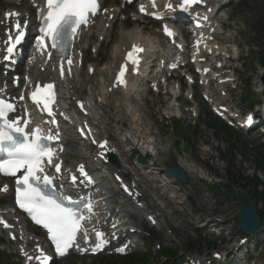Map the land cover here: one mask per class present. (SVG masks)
Listing matches in <instances>:
<instances>
[{
    "label": "snow or ice",
    "instance_id": "snow-or-ice-1",
    "mask_svg": "<svg viewBox=\"0 0 264 264\" xmlns=\"http://www.w3.org/2000/svg\"><path fill=\"white\" fill-rule=\"evenodd\" d=\"M196 0H184L185 5L195 3ZM171 8V5H168ZM144 9L142 8L141 11ZM101 11L99 0H46V10L40 9L43 14V23L39 31L42 35L39 37V45L41 48H47V40L51 41V48L61 53L62 57L67 59L68 72L71 74L72 58L69 53L72 42L77 34V30L82 25L90 23V17L95 16ZM106 11V10H105ZM19 13H7L6 19L18 17ZM17 36L15 44H18L23 38L22 25L16 23L14 25ZM164 31L167 35L172 36L173 33L165 26ZM15 44L8 49L11 53L15 48ZM142 47L133 45L131 51L126 55V61H130L133 65L140 62L139 53H142ZM51 58V53H48ZM127 70V63L121 66L117 80L123 85L126 83L124 76ZM92 71V69H90ZM64 66H60L61 78L64 76ZM20 99H24L23 96ZM55 85L47 84L37 86L31 92V100L37 106H43L49 116L53 115L51 104L55 102ZM79 107L84 109V104L79 103ZM16 106L11 102L0 99V173L8 176H16L22 173L16 181V203L36 225L42 226L47 231L48 238L55 248V253L61 257L66 256L69 250L76 247L79 251L87 252L89 249H80L77 243L78 236H83L85 241L89 238V228L85 224L90 222L94 214V205L91 197L82 199H73L70 195L65 196L56 191L55 179H62L63 173L61 165L63 161L54 163L56 152L51 147L50 142L58 141L59 134H45L37 125L32 130H28V124L31 119L22 122L21 119H9V115L14 113ZM251 122V117L248 118ZM52 123H55L53 120ZM82 136L86 135L85 129H79ZM91 132V129H87ZM93 144H96L93 138ZM108 142L105 140L99 143L101 150H108ZM63 151V148H60ZM103 155V153H101ZM46 166L52 167L56 176H50L46 172ZM77 172L89 184L94 183L92 177L88 175L84 165H79ZM72 185L77 183L76 174L69 173ZM84 181H81L82 183ZM3 191H7L6 186ZM125 191H128L125 187ZM5 228H10L5 221H0ZM91 231L98 239V243L91 249L93 253L103 250L109 243L104 239V232L96 231L93 227ZM13 239L16 237L13 236ZM42 251V250H41ZM117 251H125L119 248ZM27 255V254H26ZM41 260L40 256L28 259ZM41 264H49V258L44 256Z\"/></svg>",
    "mask_w": 264,
    "mask_h": 264
},
{
    "label": "rangeland",
    "instance_id": "rangeland-1",
    "mask_svg": "<svg viewBox=\"0 0 264 264\" xmlns=\"http://www.w3.org/2000/svg\"><path fill=\"white\" fill-rule=\"evenodd\" d=\"M6 0H0V4L5 3ZM237 4L230 8L231 16H233V20L238 23L239 27L242 28V24L246 26V38L243 40L246 42H252L254 39L252 35L249 33L250 29L254 28V23L257 22V14L261 13L263 10L262 8V2L261 0H237ZM11 6L5 7L4 10L9 9ZM251 14L253 16H251ZM135 27V24L131 21L126 22L125 24L121 23L119 21V24L117 22L113 26L114 33L112 35V38H107L105 44L103 45V48L100 52V57L103 59L100 63L99 60L94 61L93 55H89L88 59L91 62L97 63L98 69L104 68L109 64V57L111 56L113 47L116 42H119V32L123 30V27ZM249 25V27L247 26ZM142 29L143 27L140 26ZM125 28V27H124ZM126 29V28H125ZM145 32L149 35L155 36L154 28L147 27L144 28ZM129 30V29H127ZM1 33V29H0ZM155 38H158V34H156ZM255 43H259L262 48H264V41H261L260 38L255 40ZM96 42V40H95ZM254 56H252L253 59ZM252 59L249 60L248 64L250 65V68H248V72L245 74H242L240 76V79H251L250 82L252 83V86L256 91L260 90V77H258V73L261 72L258 65L251 64ZM86 72V71H85ZM98 79V78H97ZM258 83V84H257ZM251 85V84H250ZM90 89V88H89ZM87 93H89V90L87 88ZM246 87L245 82H243L242 87L239 92L234 93L238 101L241 103L242 109L249 108V104L247 102H244V98ZM137 96V94H136ZM242 96V98H241ZM147 97V96H146ZM143 98L142 96L139 97V100L132 104L131 108H128L127 104H124V98L120 96L112 97L110 98V102L108 105H106V113L111 116L112 121L111 127H116V124H119V127H125L127 130L132 131L133 129H139L141 133L144 135H147L149 132H152L154 129L159 131V133H155L154 130L152 136L158 137V141L162 142H169V149L166 154L163 155L162 161L160 162L161 166H163L161 169L165 170L167 172V167L170 165H175L182 159H185L183 161H186L189 164H194L195 170H198V177L191 176V179L187 186L182 187L183 188V194L185 195L184 201L185 205L184 208L186 212L181 216H177L174 219H177L178 222H175L173 224V228H177L174 231L175 240L177 242H173L172 239L166 240L164 235L161 233L159 236L155 237L154 241H149V243L146 244V248L142 249L139 253L141 255H148L149 258V264H164L165 259L160 255V252L156 249V244H160L162 248L169 247L172 249H176L178 252L182 253V251H185L187 253L186 244L189 242V240H192L194 243H191L190 248L192 249L191 254L196 255L200 254L202 248L198 247L196 242H198V235L193 232L194 227L197 226V223L199 222L198 217L204 216V217H210L215 216V218L223 217L226 220H230V225L227 227L229 228V231L227 234L232 233L233 234V241H238L240 238L245 237L238 229V209H239V203L236 200V196H242L245 192L241 190V188L232 187H222L221 191H219L216 187L217 183H226L227 182V174H226V165L221 162L219 159V155L215 153L216 150L219 151V149L225 151L228 149L226 143H227V137L223 134H214V132L211 130L210 123L207 118H202L203 121L199 123L198 126H200L199 130V142L198 145L195 147V149H188L185 147V145L181 148L177 146V132L176 128L183 127L185 131H193L194 121L190 120L189 115H185L182 121H165L163 119L162 113L168 108V104L164 101L165 97L162 99L161 97H156L155 95H150L147 98ZM259 99V97H257ZM118 101V102H117ZM118 103V104H117ZM127 105V106H126ZM126 107V108H125ZM108 108V109H107ZM135 108H138L140 110L139 114H136ZM135 112L134 118L137 115H143L141 118L142 120H133L132 116L127 115V112ZM143 111V114H142ZM161 111V112H160ZM167 112H170V115L174 114V109L171 111L168 109L165 111L164 115H168ZM133 114V113H132ZM118 116V117H117ZM107 121V119H106ZM134 123V124H133ZM135 127H134V126ZM113 128V129H114ZM152 128V129H151ZM150 129V130H147ZM117 130V128H116ZM147 130V132H146ZM114 135L115 133L112 132ZM161 136V137H160ZM256 135H248L243 138L239 137L236 138L237 143H245L247 142L251 147H260L264 146L263 142H258L256 139ZM161 138L164 140H161ZM239 148L242 150V146L239 145ZM70 150V149H69ZM68 150V151H69ZM206 151V152H205ZM66 156V155H65ZM67 157V156H66ZM250 159L248 158V161L246 159L241 158L238 156L236 161L237 169L236 171L241 172V175L245 177H252L255 174L254 165L252 163H249ZM165 172V177H169L168 173ZM202 174V175H201ZM259 178H261L262 181H264V176L259 174ZM190 178V176H189ZM207 182V184H205ZM228 184V183H226ZM214 185V186H213ZM181 186V185H180ZM175 187V186H174ZM199 191V192H198ZM152 205V200L149 201ZM156 206L160 209H163L164 206L160 202H155ZM181 210V208H180ZM258 210L264 215V203L260 204L258 206ZM170 219V218H169ZM179 227V228H178ZM202 241L213 242L215 238L208 237L206 235H203L201 237ZM263 242V239H262ZM258 243V241H257ZM5 242L2 238H0V250L4 251L5 254V262L4 264H17V261L13 259L12 256L9 255L11 253L12 247L9 250V247L2 246ZM261 249L259 250V254H257L258 258V264H264V244L260 245ZM207 251V250H205ZM210 253V252H207ZM163 258V259H161ZM170 262L165 264H170ZM64 264H97V261L95 259H74L71 258L67 260Z\"/></svg>",
    "mask_w": 264,
    "mask_h": 264
},
{
    "label": "bare ground",
    "instance_id": "bare-ground-1",
    "mask_svg": "<svg viewBox=\"0 0 264 264\" xmlns=\"http://www.w3.org/2000/svg\"><path fill=\"white\" fill-rule=\"evenodd\" d=\"M29 10L31 11L32 8H29ZM111 14L112 13L110 12L108 14L107 18ZM114 14L116 15L115 12H114ZM106 24H108L107 21H105L102 24H99L97 26L98 36H104V32H106V30L104 29V26ZM88 39H89V33L84 34L82 37V41L80 42V46L85 44ZM155 41H156V39L154 37H151V36L145 37V34L143 33V31H141L139 29L127 30V29L123 28V30L119 33V42L115 44V46L112 50V55L110 57L109 64L105 68H103V69L101 68V70L97 71V73H96V76H100V80H96L95 78L91 79V77L88 73L81 74L78 76L76 75L78 72L74 73L73 78L71 80H68V81L62 83L61 86L59 87V93H60L61 101L68 103V101L73 97L72 92L74 90H79L80 88H83V87H91V89H90L91 95L89 96V99L86 100L87 105H89V112H90L91 118L94 121V123H96V122L98 123L97 126L100 130L102 128L107 129L106 127L109 126L110 124H108L104 121L105 113L103 112V107L105 106V103L108 102L109 97L107 94V90L110 86H106V83L108 81V77L111 75V70H113V66H114L115 62L119 59V56L121 54L122 49H124L125 47H129L133 42H138L140 44H142V43L147 44V46H149L150 49H152V51H153L152 53L155 54V50L157 49V47L155 46ZM77 50H79V49H76V51ZM83 50L85 51L84 48H83ZM149 54L151 55L150 52H149ZM152 58H153V56H150L149 60ZM87 59L88 58L86 55L84 61L86 62ZM48 71H50V70H48V69L45 70L43 72L44 73L43 74L38 70L31 69L30 73H31V77H36V80H39V79L43 78L44 75L47 74ZM77 77H78V79H77ZM141 83H142V81H141ZM110 85H111V83H110ZM99 87H100V89H99ZM101 87H103L104 89H102ZM139 87L140 86H138V84L136 83L127 92L128 94L126 96L127 97L126 101L128 100L129 109L131 107V104L134 103L135 100L138 99V96H136V94L139 91ZM88 90H89V88H88ZM171 90L173 92H175L176 94L179 93V91H177L176 84H173ZM131 91H135V93L130 95ZM12 93H13V91H12ZM65 105L66 104L63 103L64 107H65ZM169 109L172 111L174 109V105L171 106ZM135 110H136V114L140 113V110L138 108H135ZM167 114L168 115H165V116H172L173 115V114L170 115V112H167ZM108 119L110 120V118H108ZM70 120L75 121L76 116L74 114H71ZM134 120H142L141 115H138V116L136 115ZM67 131L70 135L73 134L70 127H69V129H67ZM113 132H115V137L119 136L117 130H113ZM107 133L109 135H111L109 133V131ZM134 133H135V135H134ZM122 136H123L122 139H120V141L122 142L121 145L123 144L124 140H126L127 142L130 141L131 146H134L137 148V151H136L137 154H140L142 156L147 154L150 156L148 165L146 167H144L143 171H142V172H144L145 175L142 176L141 181L138 183L140 185V188H141V193L144 194V192H142V190H144V189L141 187L140 183H142L145 186V189L147 192L156 193V192L161 191L158 193V199L162 200L165 203L166 209L171 212L168 214L171 216H174V213L183 214V212H181L176 207V206L183 205V204H181V198L182 197L180 196V194L182 193L181 186L178 183L173 184V182H169L166 180L160 181L159 179H161L162 173L157 174V173H155L156 170H150L151 169V163L156 162V161H160V157L167 153V151L170 147L169 142H162L161 143V141L157 140L158 139L157 136L155 139V136L153 137L152 134H150V133H148L147 135L139 134V129H134L133 132L132 131L127 132L126 135H122ZM119 137H121V136H119ZM64 146H65V150H66L65 151L66 156H68L70 160L74 159L75 160L74 162H77L76 166L79 164H87L89 166V169H91L90 168L91 165L93 167L96 165V164H92V161H91L92 157L89 156V149H87L85 145H80L76 141V139H74L72 136H70L69 138L66 139ZM129 147H130V144L126 145V146L123 145L122 148L126 149ZM69 149H71V150H69ZM126 156H128V153L124 152L125 162H127ZM122 162H124V161H122ZM121 167L126 169V167L123 165ZM178 167L181 168L188 176L190 174L195 175L196 173H198V170H195V166L193 163L189 164L186 161L182 160L179 162ZM157 184H159V186H157ZM117 189H118V186L111 184L110 180H108L105 190L104 189L101 190V192L103 193L102 196H103L104 201L103 202L93 201L94 214L92 215V219L89 222V225L87 226V228H89V236L92 232L91 229L93 227L98 228V229H103V228H109L113 224H115V223H112L111 221H108L106 218V215H104V213L113 212L111 215H115V216H110V219L114 218V221L118 220L119 222H121L123 220L124 222L122 224L125 225V220L123 217H120V214L126 213L129 210H133V208L129 202H124L121 204V203H118L116 201L117 195H120ZM106 191H109V193H106ZM0 195L7 196V191H3V188H0ZM108 195L110 196L109 198L107 197ZM167 195H169V196H167ZM99 196L100 195H97V192H95L94 198H98ZM144 196H145V194H144ZM140 212H142V211H140ZM1 215L4 217H8V214H1ZM140 215L142 216L141 213H140ZM178 216H177V219H178ZM93 222H95L97 224L91 226ZM139 222L141 224H144L145 221L142 219V217H140ZM123 225L119 224L116 227L117 231H114L113 235L121 236L122 229H124L126 227V225L125 226H123ZM15 226L18 227V225H15ZM263 230L259 234L254 235L252 238L258 237L259 240L262 241L261 236H262ZM12 233H16V235L19 238L18 244L21 246L20 250H24L25 252H29V253L32 252V249L28 248V246L32 245L33 241H31L29 239L30 234H27L25 232L24 227H18V230L14 231ZM25 239H27V240L25 241ZM136 248H138V246Z\"/></svg>",
    "mask_w": 264,
    "mask_h": 264
},
{
    "label": "trees",
    "instance_id": "trees-1",
    "mask_svg": "<svg viewBox=\"0 0 264 264\" xmlns=\"http://www.w3.org/2000/svg\"><path fill=\"white\" fill-rule=\"evenodd\" d=\"M230 160L228 161V169H227V180L229 181V184L232 186H239L244 189L250 190L254 197L258 201H264V183H262L258 176H254L252 178L245 177L239 173H234L235 171V165H234V159H233V153H229ZM255 167L257 171H260V165L256 161ZM123 264H148V262L142 260H136V259H130L128 261H124Z\"/></svg>",
    "mask_w": 264,
    "mask_h": 264
},
{
    "label": "water",
    "instance_id": "water-1",
    "mask_svg": "<svg viewBox=\"0 0 264 264\" xmlns=\"http://www.w3.org/2000/svg\"><path fill=\"white\" fill-rule=\"evenodd\" d=\"M141 163H144V161H140ZM170 172L179 178L183 183H186V177L185 175L180 172V170L175 168H170ZM240 201L242 202V210H241V227L245 231L248 232V234H254L258 232V229L261 226V223L256 216L255 210L251 204V198L245 197L241 198Z\"/></svg>",
    "mask_w": 264,
    "mask_h": 264
}]
</instances>
